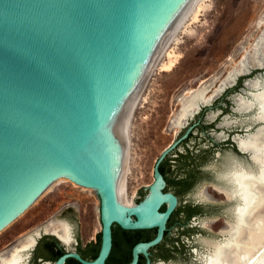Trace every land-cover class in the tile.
Listing matches in <instances>:
<instances>
[{
    "label": "water",
    "instance_id": "1",
    "mask_svg": "<svg viewBox=\"0 0 264 264\" xmlns=\"http://www.w3.org/2000/svg\"><path fill=\"white\" fill-rule=\"evenodd\" d=\"M192 2L0 0V231L57 179H69L99 198L89 236L101 230V246L92 261L69 253L57 264L68 255L104 264L114 223L156 228L152 239L133 246L128 264L140 254L149 262L148 249L162 240L178 204L163 191L159 165L184 135L156 159L147 192L124 205L118 185L124 132L142 85Z\"/></svg>",
    "mask_w": 264,
    "mask_h": 264
},
{
    "label": "rangeland",
    "instance_id": "2",
    "mask_svg": "<svg viewBox=\"0 0 264 264\" xmlns=\"http://www.w3.org/2000/svg\"><path fill=\"white\" fill-rule=\"evenodd\" d=\"M202 4L205 8L198 20L189 23L188 17L178 42L168 47L179 56L174 67L153 70L130 121L126 186L135 201L153 181V167L162 150L184 135L161 162L163 191L173 192L178 199L171 213V221L176 223L158 247L148 249L150 259L145 264H203L198 255L208 252L207 241L222 240L221 233L230 228L228 220L238 201L228 199L218 186H232L225 174L237 165L256 170L250 155L232 141L264 123L254 119L257 108L239 111L237 104L240 96L248 97L253 90L248 81L264 78V0L199 1ZM256 58L263 64L258 65ZM168 60L164 53L160 63ZM241 62L247 63V69L232 79L229 74ZM201 87L212 96L210 103L201 105L181 126L176 125L183 101ZM176 177L185 178L178 183ZM192 204L199 208L195 216H187V206ZM98 206L93 189L62 179L0 231V256L8 255L9 234L26 236L61 221L89 236ZM263 207L256 214L264 216ZM164 208L162 205L161 211ZM239 264H264V250L251 258L243 256Z\"/></svg>",
    "mask_w": 264,
    "mask_h": 264
},
{
    "label": "bare ground",
    "instance_id": "3",
    "mask_svg": "<svg viewBox=\"0 0 264 264\" xmlns=\"http://www.w3.org/2000/svg\"><path fill=\"white\" fill-rule=\"evenodd\" d=\"M199 1L201 0H193L191 3L142 85L130 112L124 132L118 179V185L124 205L135 201L134 195L131 197L129 196L126 186V174L129 167L128 160L130 157L129 126L132 114L141 100L142 91L148 79L153 74V70L158 66L159 69L163 71H169L174 67L179 56L173 51V49L169 50L168 47L172 42H178V35L182 32L184 25H186L188 17L191 18L189 23L198 20L201 11L205 8L204 4L198 5ZM164 53L169 57V60L168 62L160 63V59ZM256 62L258 65L263 64L261 59H257ZM241 63L242 65L238 69L229 74L232 79H234L237 74H240L247 69V63ZM248 83L253 90L250 92V96H248L250 98L244 96L238 98V110L247 111L252 108H257V112L254 114V119L264 122V78L248 81ZM224 87L225 85L223 86V89ZM207 93L208 89L206 87L198 88L193 94L191 93L190 97L183 101L182 107L174 123L181 126L187 117L190 115L192 116L200 109L201 105L210 103L212 96H209ZM236 139L240 150L249 153L251 159L255 163L256 170L247 169L242 165H237L232 168L228 174L232 186L230 188H222L218 186L219 190H222L228 199L236 197L238 201L234 208L232 207L233 218L228 220L230 228L221 233L223 236L222 240L206 242L208 253L203 264H239L240 259L243 256L251 258L264 250V216L262 214H256V211L264 205V123L259 126L255 132H246L245 135H237ZM60 182H62V179H57L41 196L50 192ZM163 199L170 203V198ZM70 228L69 223L65 221H61L57 225L55 224L51 226L52 231L66 242H68L71 237ZM45 229L47 231L48 226H46ZM36 233H38V231ZM32 239V235H29L27 241L33 243ZM26 244H23L24 246L22 245L21 247L24 248ZM17 252L18 250L15 249L9 258L8 256L2 257L0 264H18L20 257L17 255Z\"/></svg>",
    "mask_w": 264,
    "mask_h": 264
},
{
    "label": "flooded vegetation",
    "instance_id": "4",
    "mask_svg": "<svg viewBox=\"0 0 264 264\" xmlns=\"http://www.w3.org/2000/svg\"><path fill=\"white\" fill-rule=\"evenodd\" d=\"M234 138L237 141L236 136ZM236 141H232V144H235L238 148V141ZM167 156L162 161H164ZM193 206L195 205L192 204L190 206H187V208H189L187 216L196 215L197 210H194L192 208ZM174 223L176 222L172 223L170 215L166 223L167 227L164 231L162 240L149 249L158 247L167 238L169 228L172 227ZM51 226L52 224L48 226V232L46 231L45 227H41L39 230L26 234V236H23L21 232L9 234L7 243L8 258L9 256H11L13 251H15V249L18 250L17 255L20 257V261L18 264H57V261L60 259V257L69 253L77 254L81 259L92 261L98 255L101 246V230L100 234L97 237H92L84 235L81 232L77 233L70 228L71 237L69 241L66 242L64 241V239H62L52 231ZM37 231L38 233H36ZM155 234L156 228L125 229L116 223L112 224L111 248L108 256L104 261V264H128L132 258L133 246L137 242L152 239ZM29 235H32L33 243L27 241ZM23 244H26L27 246L25 245L24 248L21 247ZM191 251L193 252V250ZM7 256H0V261L2 257ZM148 258L150 259V257ZM81 259L73 255H68L65 256L61 264H87L84 263ZM146 260L147 257L140 254L137 264H145Z\"/></svg>",
    "mask_w": 264,
    "mask_h": 264
},
{
    "label": "trees",
    "instance_id": "5",
    "mask_svg": "<svg viewBox=\"0 0 264 264\" xmlns=\"http://www.w3.org/2000/svg\"><path fill=\"white\" fill-rule=\"evenodd\" d=\"M159 170H160V172L164 175V171H163V168H162V166H161V164L159 165ZM175 180H176V182H181L182 180H183V178H175ZM194 210L196 209V210H198V206L197 205H195V206H193L192 207Z\"/></svg>",
    "mask_w": 264,
    "mask_h": 264
}]
</instances>
